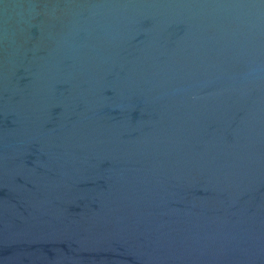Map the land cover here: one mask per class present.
Instances as JSON below:
<instances>
[{"label":"water","instance_id":"water-1","mask_svg":"<svg viewBox=\"0 0 264 264\" xmlns=\"http://www.w3.org/2000/svg\"><path fill=\"white\" fill-rule=\"evenodd\" d=\"M0 264H264V0H0Z\"/></svg>","mask_w":264,"mask_h":264}]
</instances>
